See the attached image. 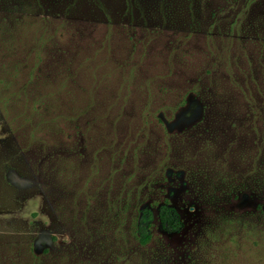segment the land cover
Masks as SVG:
<instances>
[{
  "label": "rangeland",
  "instance_id": "1",
  "mask_svg": "<svg viewBox=\"0 0 264 264\" xmlns=\"http://www.w3.org/2000/svg\"><path fill=\"white\" fill-rule=\"evenodd\" d=\"M0 264H264V0H0Z\"/></svg>",
  "mask_w": 264,
  "mask_h": 264
},
{
  "label": "trees",
  "instance_id": "2",
  "mask_svg": "<svg viewBox=\"0 0 264 264\" xmlns=\"http://www.w3.org/2000/svg\"><path fill=\"white\" fill-rule=\"evenodd\" d=\"M94 120H96V118ZM158 217L161 226L167 232L178 233L184 227L181 214L174 206H171L168 203H163L159 207ZM154 219L155 213L151 207L145 206L138 210L135 220V234L139 239V242L143 245L148 244L153 237L152 227Z\"/></svg>",
  "mask_w": 264,
  "mask_h": 264
}]
</instances>
